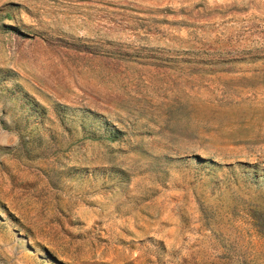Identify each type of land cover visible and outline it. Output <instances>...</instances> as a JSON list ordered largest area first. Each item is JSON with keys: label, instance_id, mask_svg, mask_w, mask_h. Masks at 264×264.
Returning a JSON list of instances; mask_svg holds the SVG:
<instances>
[{"label": "rangeland", "instance_id": "obj_1", "mask_svg": "<svg viewBox=\"0 0 264 264\" xmlns=\"http://www.w3.org/2000/svg\"><path fill=\"white\" fill-rule=\"evenodd\" d=\"M0 264H264V0H0Z\"/></svg>", "mask_w": 264, "mask_h": 264}]
</instances>
